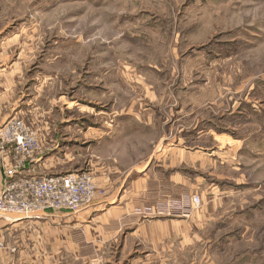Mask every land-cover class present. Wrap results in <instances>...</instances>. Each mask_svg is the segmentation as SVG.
Listing matches in <instances>:
<instances>
[{
  "label": "rangeland",
  "instance_id": "obj_1",
  "mask_svg": "<svg viewBox=\"0 0 264 264\" xmlns=\"http://www.w3.org/2000/svg\"><path fill=\"white\" fill-rule=\"evenodd\" d=\"M0 14L7 37L33 43L30 67L46 85L92 102L98 117L149 123L128 135L133 149L201 147L199 194L182 206L174 197L172 210L158 200L154 213L196 232L201 209V264H264V0H0ZM0 221V254L34 264L22 245L36 242L34 229Z\"/></svg>",
  "mask_w": 264,
  "mask_h": 264
},
{
  "label": "crops",
  "instance_id": "obj_2",
  "mask_svg": "<svg viewBox=\"0 0 264 264\" xmlns=\"http://www.w3.org/2000/svg\"><path fill=\"white\" fill-rule=\"evenodd\" d=\"M6 29L0 14V126L20 117L37 127L42 139V149L27 164L25 174L88 169L103 191L79 212L47 211L39 218H15L9 223L26 224L36 232V242H22L35 250L34 264H201V209L192 217L198 224L196 232L189 219L154 214L158 200H171L172 210V200H180L174 197L181 196L183 203L185 193L199 194L201 147L190 153L164 139L151 150L133 149L126 140L144 123L138 114L125 113L138 121L137 127L125 126L124 114H99L98 120L92 102L80 106L76 97L63 94L62 85H46V79L34 74L33 43L22 33L7 37ZM189 158L197 160L196 176L189 173ZM6 160L3 163L0 157V193L10 154ZM15 257L0 254L5 263Z\"/></svg>",
  "mask_w": 264,
  "mask_h": 264
},
{
  "label": "built area",
  "instance_id": "obj_3",
  "mask_svg": "<svg viewBox=\"0 0 264 264\" xmlns=\"http://www.w3.org/2000/svg\"><path fill=\"white\" fill-rule=\"evenodd\" d=\"M41 149V135L24 119L12 117L0 126L2 162L7 161L8 154L11 155V162L4 164V185L0 193V218L5 221L39 218L41 213L47 211L66 210L75 213L93 203L97 185L90 170L51 175L25 174L27 164ZM188 199L185 198L182 205ZM190 201L193 209L202 203L200 195L192 196ZM146 214L151 215L152 210ZM6 248V242L0 237V251ZM9 264L19 263L11 260Z\"/></svg>",
  "mask_w": 264,
  "mask_h": 264
}]
</instances>
